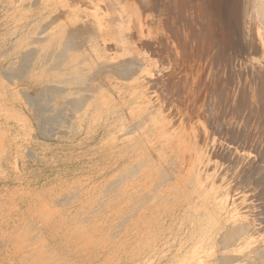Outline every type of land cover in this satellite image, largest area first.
I'll use <instances>...</instances> for the list:
<instances>
[{
    "label": "bare ground",
    "instance_id": "bare-ground-1",
    "mask_svg": "<svg viewBox=\"0 0 264 264\" xmlns=\"http://www.w3.org/2000/svg\"><path fill=\"white\" fill-rule=\"evenodd\" d=\"M76 1L0 0V264H264L201 128L263 137L264 0Z\"/></svg>",
    "mask_w": 264,
    "mask_h": 264
},
{
    "label": "rangeland",
    "instance_id": "rangeland-1",
    "mask_svg": "<svg viewBox=\"0 0 264 264\" xmlns=\"http://www.w3.org/2000/svg\"><path fill=\"white\" fill-rule=\"evenodd\" d=\"M73 1L75 2L76 0H73ZM82 1H83V3H82ZM109 1L110 0H101L99 2L96 0H77L76 3H78V5H82V7L84 5V7H86L85 9H87L86 3L89 2L90 5L89 4L88 5L90 7H88L87 10L88 11H94L97 7L96 3H99V5H101V7H102V5L105 6L106 3H108ZM94 7H95V9H94ZM110 8H113V7H110ZM120 9H122V8H120ZM98 10L102 11L100 9H98ZM121 11H123V9ZM103 15L106 16V13L104 12ZM257 30L260 32H264V28H257ZM222 45H225V42H223ZM156 74L154 77H156ZM160 75L161 74H159V73L157 74L158 77ZM158 93H159V95L161 94L160 95L161 97L162 96L164 97L163 92H155V94H158ZM13 111L15 112L17 110H13ZM197 117H198L197 119H201V118H199V116H197ZM200 125H201V123H200ZM219 125L220 124H217L215 126H210V125L204 124L201 126V128L202 127L203 128L205 127L204 129L207 128L206 130L209 133V134H207L208 136L206 138V141L210 142V149H209L210 150V156H211L212 160L214 159V160H216V163H218L217 165L219 168L218 169L219 172H220V169L225 165L223 168L224 169L227 168V170L229 168L230 171L229 170L228 171H229V173H231L232 177L235 174L237 178L239 177L238 179H239L240 183H242L241 181H243V184H233L234 186L242 188L241 190H243V191H246V187H247V191H248V189L250 190V191H248L249 194L247 196H248L249 203L252 206V209H253L252 211H253L254 218H255L254 228H256V230L260 231V233L262 235H264V228H263L264 227V138H263L264 134L261 135L263 137H258L255 140L254 139L242 140L241 136L238 133L230 132V130L232 129L230 125L223 126L222 128L224 130L221 129L219 127ZM193 126L196 127L195 124ZM208 129H210V130L208 131ZM218 129L221 130V131H219V133H217V131H216ZM227 129H228V131H227ZM21 130H22V133L20 136L22 137L23 140L27 139L26 135H25L26 129H24V130L21 129ZM55 139L56 138L53 137L52 141H55ZM49 142H51V141H48V143ZM222 158H224L225 160ZM28 163L29 164L26 163V165H27L26 166L24 164V161L19 159V162H18L19 169H22L24 166H26L28 168H34V167L40 168L43 166L42 161L35 162V163H32V162H28ZM226 163L228 164V166ZM230 163H232V164L234 163L233 164L234 166L232 164L230 166ZM219 166H221V168ZM6 169H9V168L5 164L4 170H6ZM222 169H221V171H222ZM236 169H238V171ZM9 174H10V172L8 170H6L5 174L0 175V177L3 176L2 177L3 179L0 180V186L2 185V183H4L6 176ZM237 174H238V176H237ZM7 179H8V177H7ZM252 192H253V194H252Z\"/></svg>",
    "mask_w": 264,
    "mask_h": 264
}]
</instances>
